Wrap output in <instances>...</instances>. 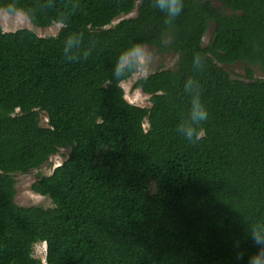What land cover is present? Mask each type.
<instances>
[{"label": "trees", "instance_id": "obj_1", "mask_svg": "<svg viewBox=\"0 0 264 264\" xmlns=\"http://www.w3.org/2000/svg\"><path fill=\"white\" fill-rule=\"evenodd\" d=\"M217 1L230 13L183 0L169 29L152 0L114 25L134 0H0L35 27L66 21L47 37L0 27V264H41L38 242L45 264H248L258 250L249 233L264 226V0ZM81 32L83 44L65 51ZM134 44L177 56L173 70L133 83L149 108L124 97L121 83L134 72L112 79ZM195 53L202 71L193 69ZM237 61L262 77L247 67L248 81L231 79L217 65ZM189 76L208 112L195 143L176 131ZM64 148L67 157L31 186L53 207L17 205L12 174Z\"/></svg>", "mask_w": 264, "mask_h": 264}, {"label": "rangeland", "instance_id": "obj_2", "mask_svg": "<svg viewBox=\"0 0 264 264\" xmlns=\"http://www.w3.org/2000/svg\"><path fill=\"white\" fill-rule=\"evenodd\" d=\"M141 0H134L133 11L128 15H120L113 20L111 25H114L121 19L127 17H134L136 15V9ZM204 1V0H199ZM212 5L220 9L224 13H230L229 10L222 7L217 0H208ZM0 27L4 31H15L21 28L31 29L38 36L47 37L56 35L59 31L61 24L53 23L48 27H35L30 24L26 16L22 12H16L10 14L0 9ZM213 30V24L208 25L207 30L203 36V45L206 46L211 40ZM143 51L133 52L130 57H126V60H135L136 57H143L146 61V66H141L138 71L134 72L132 76L121 83V87L124 92L125 99L137 106L149 108V97L145 93L141 92L137 88H133V83L147 75L154 73L158 70L170 69L173 70L176 65L177 56L173 53H159L152 46H141ZM217 65L221 67L231 79H238L248 81L246 76V68L251 67L253 69V76L255 79L261 78V71L257 66H248L246 63L237 61L232 64H223L218 62ZM40 125L47 127V119L44 113L40 114ZM144 128L148 127L146 121L143 124ZM69 148L60 149L56 154L51 155L48 160L43 163L39 168L30 169L25 173H15L12 177L15 182V196L14 202L19 206H39L43 208L53 207V203L47 196H43L35 193L31 186L40 177L51 174L54 167L59 165L68 155ZM33 257L40 260L41 264H45V243L38 242L33 246Z\"/></svg>", "mask_w": 264, "mask_h": 264}, {"label": "clouds", "instance_id": "obj_3", "mask_svg": "<svg viewBox=\"0 0 264 264\" xmlns=\"http://www.w3.org/2000/svg\"><path fill=\"white\" fill-rule=\"evenodd\" d=\"M152 6L164 14V24L169 29L172 28L175 19L179 16L183 9V0H152ZM62 27H66V21L62 20ZM83 44V33L70 35L65 41V51L73 44ZM90 48L82 50V58L87 59L90 54ZM143 51L141 45L134 44L130 48L125 49L117 58L116 64L113 66L112 79L120 80L127 75L136 72L141 66H146L143 57H136L134 61L125 63L126 57H130L133 52ZM80 59L73 57L72 61ZM193 69L202 71L205 67L204 57L199 53H195L192 59ZM202 86L198 80L189 76L184 82V92L190 97L189 108L187 114L178 122L176 131L186 140L195 143L204 135L203 124L208 119V112L201 100ZM249 235L252 241L257 245V251L250 255L248 264H264V226H253ZM243 253L237 254V259H242Z\"/></svg>", "mask_w": 264, "mask_h": 264}]
</instances>
